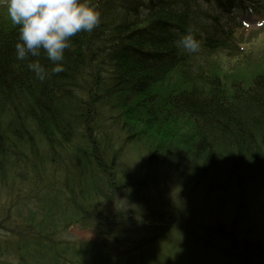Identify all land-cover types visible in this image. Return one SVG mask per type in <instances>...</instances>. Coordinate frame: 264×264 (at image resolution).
<instances>
[{
    "label": "trees",
    "instance_id": "16d2710c",
    "mask_svg": "<svg viewBox=\"0 0 264 264\" xmlns=\"http://www.w3.org/2000/svg\"><path fill=\"white\" fill-rule=\"evenodd\" d=\"M90 2L40 81L0 0V264H264V0Z\"/></svg>",
    "mask_w": 264,
    "mask_h": 264
},
{
    "label": "clouds",
    "instance_id": "9594fccd",
    "mask_svg": "<svg viewBox=\"0 0 264 264\" xmlns=\"http://www.w3.org/2000/svg\"><path fill=\"white\" fill-rule=\"evenodd\" d=\"M7 15L18 26L16 58L27 60V67L40 81L62 72L71 38L82 31L91 32L101 21L99 8L90 0H7ZM177 45L196 53L201 42L188 29L180 35ZM41 55L51 62L50 70L40 61Z\"/></svg>",
    "mask_w": 264,
    "mask_h": 264
},
{
    "label": "rangeland",
    "instance_id": "374dc122",
    "mask_svg": "<svg viewBox=\"0 0 264 264\" xmlns=\"http://www.w3.org/2000/svg\"><path fill=\"white\" fill-rule=\"evenodd\" d=\"M251 19L254 21V23H256L258 20H261L260 22H263L264 23V18H261V17H258V18L257 17H251ZM155 170H156V173H157V179H159L158 180V183L159 182L162 183V188L163 189L169 188L171 185L174 186V182L172 183L169 180L171 176L168 177V174H167V178H168L169 181H165V173H166V170H164L160 166H158L157 168H155ZM180 182H181V180H180ZM180 182L178 184L179 185L178 190L180 191L181 195L190 197V195H188L189 194V191L186 192V190H185L187 187L185 185L181 184ZM153 185H154V182H151L150 183V188L151 189H152ZM191 194H194L195 195V193H191ZM199 194L200 193L198 191L197 192V195H196V198H197V196H199ZM194 195H193V197H194ZM71 235H72V238H76L77 237V238H79V240L86 239V238H89V237H92L93 236V229L90 226H86V227H83V226H75V228H73L71 230Z\"/></svg>",
    "mask_w": 264,
    "mask_h": 264
}]
</instances>
